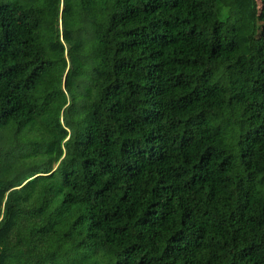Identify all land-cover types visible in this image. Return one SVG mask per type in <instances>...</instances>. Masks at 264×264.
<instances>
[{
	"label": "trees",
	"instance_id": "1",
	"mask_svg": "<svg viewBox=\"0 0 264 264\" xmlns=\"http://www.w3.org/2000/svg\"><path fill=\"white\" fill-rule=\"evenodd\" d=\"M0 264H264V0H0Z\"/></svg>",
	"mask_w": 264,
	"mask_h": 264
}]
</instances>
